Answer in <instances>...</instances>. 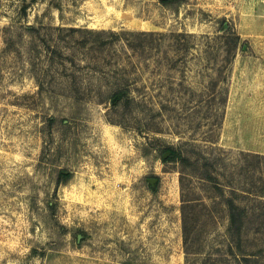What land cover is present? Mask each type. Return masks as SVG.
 <instances>
[{"label": "rangeland", "instance_id": "1", "mask_svg": "<svg viewBox=\"0 0 264 264\" xmlns=\"http://www.w3.org/2000/svg\"><path fill=\"white\" fill-rule=\"evenodd\" d=\"M229 198L264 264V0H0V264H236Z\"/></svg>", "mask_w": 264, "mask_h": 264}, {"label": "trees", "instance_id": "2", "mask_svg": "<svg viewBox=\"0 0 264 264\" xmlns=\"http://www.w3.org/2000/svg\"><path fill=\"white\" fill-rule=\"evenodd\" d=\"M174 154L175 153L171 151V155ZM226 206L229 209V227L227 229L228 254L234 259L236 264H259L261 256L257 254H244L242 236L250 223L245 208L238 205L233 198L226 200ZM184 234H186L185 228Z\"/></svg>", "mask_w": 264, "mask_h": 264}, {"label": "water", "instance_id": "3", "mask_svg": "<svg viewBox=\"0 0 264 264\" xmlns=\"http://www.w3.org/2000/svg\"><path fill=\"white\" fill-rule=\"evenodd\" d=\"M171 153L170 152H167L165 155H164V159H167V157L170 155Z\"/></svg>", "mask_w": 264, "mask_h": 264}]
</instances>
